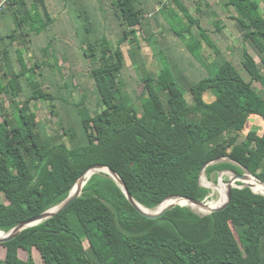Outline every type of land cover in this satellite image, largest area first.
<instances>
[{
	"label": "trees",
	"instance_id": "1",
	"mask_svg": "<svg viewBox=\"0 0 264 264\" xmlns=\"http://www.w3.org/2000/svg\"><path fill=\"white\" fill-rule=\"evenodd\" d=\"M164 1L184 11L188 27L185 31L175 28L174 33L181 38L189 35L186 49L195 61L212 70L209 76L185 87V81L183 86L172 76L173 66L168 62L157 77L143 79L148 99L141 109L129 104L118 79L126 65L122 45L136 42V28L143 26L145 15L136 0H115L121 43L115 48L108 43L83 48L100 111L91 114L84 105L86 96L75 105L82 116L81 138L64 125L54 104L56 129L44 128L32 112L31 102L56 99L39 62L19 73L11 57L14 43L27 54L31 51V34L38 31L34 13L25 0H14L3 12L2 16L13 13L16 27L0 38V231L9 233L60 205L94 165L114 171L132 197L150 210L171 197L203 202L210 192L200 185L204 168L208 175L248 171L264 183V131L255 138L249 135L251 147L237 140L251 116L264 121V75L244 50L243 67L251 79L246 81L180 0H159L158 4ZM34 3L44 22L41 28L49 29L53 19L46 0ZM224 4L234 8L229 19L264 64V0H227ZM84 18L89 29V19ZM216 25L221 32L220 21ZM205 45L215 56L211 63L203 54ZM25 72L34 74L33 83L24 84ZM254 82L262 85L260 91ZM65 86L74 88L72 83ZM22 95L27 100L21 106L17 99ZM7 103L18 109L20 124L9 119ZM82 140L87 142L81 146ZM85 186L81 197L66 210L0 244V264H39L35 253L40 264H264V196L241 182L222 211L203 216L177 206L156 220L142 216L108 174H94ZM227 187H216L220 199L213 210Z\"/></svg>",
	"mask_w": 264,
	"mask_h": 264
},
{
	"label": "rangeland",
	"instance_id": "2",
	"mask_svg": "<svg viewBox=\"0 0 264 264\" xmlns=\"http://www.w3.org/2000/svg\"><path fill=\"white\" fill-rule=\"evenodd\" d=\"M47 1L50 4L47 2L53 23L49 29L44 30L41 28L44 22L35 12L34 0H25L28 10L32 14L34 13V25L38 31L31 34L32 42L29 54L19 44H13L14 50L17 49L15 50L17 54L14 51L13 55L14 65L19 73H23V67L24 69L30 68L33 62H39L42 65L41 70H43L42 75L46 77V85L56 99L54 102L46 100L31 102L32 112L37 115L44 128L56 129L58 117L52 113L51 108V105L54 104V111L63 118L64 125L67 128L72 127L73 131L81 138L84 137L82 116L75 105H79L83 101L82 98L86 96L84 105L91 114L100 111L99 95L90 76L91 66L84 57L83 48L97 43H108L113 48L117 47L122 40V27L113 5L115 0H65L64 3V0ZM153 1L136 0L137 6L143 8L145 19L143 26L136 28L138 30L136 42L127 41L122 45L126 65L124 70L118 74L122 96L127 99L129 104H135L139 109H141L142 103L148 99V94L143 87V79L148 76L157 77L168 62L173 66L172 76L183 86L186 84L185 87L207 78L209 72L212 71L204 68L188 53L186 42L189 35L186 34L187 38H181L174 33L175 28L185 31L188 27L185 13L180 6L172 1L170 3L164 1L162 4L157 3L154 7ZM226 2L227 0H180L181 5L188 8L193 17L208 31L225 58L229 59L245 80L250 82V76L243 67L244 50H247L252 56L263 75L264 64L254 47L245 41L243 32L229 19L230 11L235 14V10L225 5ZM14 17L13 13L7 14L5 17L3 28L5 34L15 29ZM84 17L89 19V29H87ZM218 21L223 27L221 32L217 31ZM194 33H198L196 28H194ZM0 48L2 49V47ZM212 53L205 45L203 54L209 63L215 59ZM101 63L104 65V60ZM37 74L40 75L38 69ZM33 75L25 72L24 79H22L25 85L33 83ZM69 83H72L74 88L65 86ZM254 86L258 91L262 89L259 82H254ZM26 100L25 95H22L17 99V103L22 106ZM64 100H67L68 103H65ZM7 108L9 119L15 120V124H20L18 109L10 107L9 103H7ZM263 131L264 121L260 117L251 116L237 140L242 144L246 143L247 147H251L249 135L255 138L253 135L259 136ZM233 139L231 138L229 141ZM82 142L79 145L82 146L87 141L82 140ZM67 143L69 146L72 144L69 139ZM247 174L252 177L249 173ZM233 176L234 174L230 171L216 172L211 175H208L206 170L202 172L200 185L210 191V196L203 201L205 206H207V202H218L220 199L219 193L214 191L212 186L228 185L227 188H229L230 185L233 186L229 184ZM256 180L261 183L258 179ZM246 182L248 181L246 180ZM237 183L234 186H237ZM257 194L261 195L262 193ZM191 209L199 215L210 214L198 209ZM0 253H2L1 247ZM22 257L25 259L27 255L22 254ZM35 257L40 264L36 253ZM261 258L264 261V240L261 244Z\"/></svg>",
	"mask_w": 264,
	"mask_h": 264
},
{
	"label": "water",
	"instance_id": "3",
	"mask_svg": "<svg viewBox=\"0 0 264 264\" xmlns=\"http://www.w3.org/2000/svg\"><path fill=\"white\" fill-rule=\"evenodd\" d=\"M102 168H105L108 170V172L104 171ZM102 169V170H100ZM205 170V168H204ZM203 170V171H204ZM202 171V172H203ZM223 172V171H222ZM231 172V171H230ZM249 173L248 171H245V173L243 175H239L237 173H234V176L232 177L231 181L229 184H235L237 182H241L243 184H245L246 186L250 187L254 193L257 194V192L254 190L253 186L246 183V180L249 178V175L247 173ZM88 173H91V177L94 175V174H97V173H105V174H108L118 185L119 187L123 190V192L125 193L127 199L129 200V202L135 207V209L144 217L148 218V219H153V220H156V219H159L161 217H163L166 213H168L169 211H171L172 209L176 208L177 206H173V207H169V208H165L163 209L162 211H158V212H155V213H147V212H144L143 210H141L140 208V204L132 197V195L129 193V190L127 189V186L125 185V183L121 180V178L114 172L112 171L111 169L107 168V167H104L102 165H94V166H91L90 168H88L84 173L83 175L81 176V178L78 180L77 184L75 185V187L79 184V182L83 179V177H85ZM250 174V173H249ZM113 175H116L119 177V179L121 180L122 182V185H120L117 180L113 177ZM253 178L257 179L256 177H254L252 174H250ZM90 177V178H91ZM89 178V179H90ZM88 179V180H89ZM88 180L86 181V184L88 182ZM262 183V182H261ZM85 184V185H86ZM264 185V183H262ZM75 187L73 189V191L71 192L70 196L64 201L62 202L60 205L46 211L45 213L37 216V217H34L22 224H20L18 227H16L15 229H13L12 231H10L9 233H5V232H2L5 234V237L0 239V244L2 243H5V242H9L11 240H14L22 231L26 230V229H29V228H32V227H35V226H38L40 224H42L43 222L55 217L56 215H58L59 213L63 212L64 210H66L73 202H75L79 197H81L82 195V191L80 193H75ZM238 186H229L228 188V193H227V202L219 207V208H216L214 210H212L210 212V214L214 213V212H218V211H222L224 210L230 203L231 201V197H232V191H233V188H237ZM261 195L264 196V194L262 193ZM171 198H183V199H186L188 200L189 202H191L192 204H195V205H204L203 202L201 201H197V200H194V199H190V198H185V197H171ZM169 198V199H171ZM168 200V199H167ZM166 201V200H165ZM164 201V202H165ZM163 202V203H164ZM180 207H186V206H183V205H179ZM149 211H156V210H150Z\"/></svg>",
	"mask_w": 264,
	"mask_h": 264
},
{
	"label": "bare ground",
	"instance_id": "4",
	"mask_svg": "<svg viewBox=\"0 0 264 264\" xmlns=\"http://www.w3.org/2000/svg\"><path fill=\"white\" fill-rule=\"evenodd\" d=\"M102 169H100V170H102ZM103 170L108 172L107 169H103ZM91 175H92L91 173H88L85 177H83V179L75 187V193L76 194L80 193L83 190V188L86 187L85 186L86 181L91 177ZM113 177L117 180V182L120 185H122V182H121V180L119 179L118 176L113 175ZM247 181L248 182H246V183L252 185L254 190L257 193H263L264 194V185L262 183L257 182V180L255 178L250 177V176L247 179ZM212 188H213L214 191H216V187L212 186ZM227 189L228 188L225 189V194H224L222 202L216 208H219V207L223 206L226 203ZM215 203L216 202H207V206H205L206 204L205 205H195V204H192L191 202H189L188 200L183 199V198H171V199L166 200L158 209H156V211H149V209L143 207L142 205H139V206H140L141 210H143L144 212H147V213H155V212H158V211H162L165 208H169V207H173V206H179V205H183V206H186V207H191V208H194V209H198V210H200V211H202L204 213H210L213 210V208L215 206ZM4 237H5V234L0 232V239H2Z\"/></svg>",
	"mask_w": 264,
	"mask_h": 264
},
{
	"label": "crops",
	"instance_id": "5",
	"mask_svg": "<svg viewBox=\"0 0 264 264\" xmlns=\"http://www.w3.org/2000/svg\"><path fill=\"white\" fill-rule=\"evenodd\" d=\"M71 1V0H70ZM47 0H46V4H47ZM65 2V0L63 1V3ZM154 3V7H156V4L157 3H159V0H154L153 1ZM48 4H49V2H48ZM48 4H47V7H48V10H49V6H48ZM50 5V4H49ZM63 7H64V5H63ZM7 14L9 15L10 13L8 12V13H6L4 16H2V17H0V38H3L4 37V35H5V32L3 31V28H4V22H5V17L7 16ZM6 25V24H5ZM14 30V29H13ZM30 39H31V37H30ZM31 42H32V40H31ZM13 45H11V49L14 47H12ZM15 50H17L16 48H15ZM14 48H13V50H12V57H14L13 55H14ZM15 54H17V52L15 51ZM15 66V68H16V65H14ZM17 71V70H16Z\"/></svg>",
	"mask_w": 264,
	"mask_h": 264
},
{
	"label": "built area",
	"instance_id": "6",
	"mask_svg": "<svg viewBox=\"0 0 264 264\" xmlns=\"http://www.w3.org/2000/svg\"><path fill=\"white\" fill-rule=\"evenodd\" d=\"M14 0H1L0 1V17L2 16L3 12L8 9L9 5L13 2Z\"/></svg>",
	"mask_w": 264,
	"mask_h": 264
}]
</instances>
